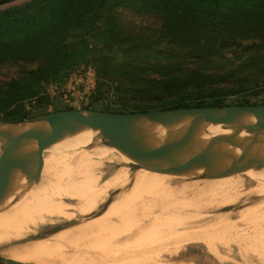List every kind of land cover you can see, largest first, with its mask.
<instances>
[{"label": "rangeland", "instance_id": "rangeland-1", "mask_svg": "<svg viewBox=\"0 0 264 264\" xmlns=\"http://www.w3.org/2000/svg\"><path fill=\"white\" fill-rule=\"evenodd\" d=\"M218 11L227 17L229 27L239 30L243 42L250 41L249 46L240 48L225 42L224 46L214 48L215 39L197 33L199 29L195 31L208 25L196 0H106L93 19V13L81 0H0V96L6 97L12 90L22 95L1 108L0 124L12 122L4 120V116L22 119L60 109L113 113L210 105L216 100L226 105L264 103V0H226ZM47 151H40L36 157L45 156ZM104 153L90 155L97 162L90 164L97 178L78 187L82 188L80 192L73 189L71 198L67 195L70 200L65 195L69 194L67 187H63L65 182L57 181L52 186L48 183L53 176L30 183L37 182L32 184L36 187L31 194L38 192L39 196L45 187L50 191L46 192L50 199H62L67 204L79 195H87L88 200L79 198L89 202L79 206L80 210L68 208L69 205L49 207L55 212L45 209V215L53 212L52 217L59 221L53 219L48 229L43 228L45 231L35 228L37 234L32 231L33 235L48 236L54 229V238L45 235V242L43 236L42 241L36 240L47 242L49 247L52 238L50 244L55 243L56 237L61 239V250L51 247L52 252L57 249L62 260L61 253L69 241L61 236L67 232L69 247H76L72 242L73 237L77 238L76 251L87 246L84 251L89 253L100 246L104 253L98 252V247L99 250L94 249L102 255L113 250L115 255L120 252V257L126 252L122 255L131 256L127 260L121 255L126 264H264V195H245L255 186L243 174L245 170L238 172L245 178L244 188L239 191L245 190L231 199L234 193L228 197L219 191L210 192L212 185L208 181L166 178L146 171V167H133L131 157L111 161ZM51 166L57 169L56 164ZM118 168L124 169L123 174L111 177ZM151 173L157 178H152ZM140 175L143 179L142 175H147L143 180L147 185L138 182V178L142 180ZM55 184L61 187L57 185V189ZM22 193L12 201H21ZM211 193L219 196L213 197ZM26 205L29 206L27 202ZM111 205V212H102ZM36 207L41 206L38 203ZM65 210L68 213L64 214ZM78 213L80 216L75 215ZM79 217L81 223H89L85 228L90 229L91 224L95 227L81 231L80 235L76 231H61L69 228V220L73 222ZM67 218L70 219L64 222ZM61 222L68 226L60 228ZM74 247L66 249L73 253ZM55 254H49V260L44 258L42 263L49 264ZM0 256L4 264L7 260L18 261ZM120 260L108 263L118 264Z\"/></svg>", "mask_w": 264, "mask_h": 264}, {"label": "bare ground", "instance_id": "bare-ground-1", "mask_svg": "<svg viewBox=\"0 0 264 264\" xmlns=\"http://www.w3.org/2000/svg\"><path fill=\"white\" fill-rule=\"evenodd\" d=\"M138 129H139L140 133L148 141H151V143H157L161 137V128H160V123L158 120L142 122L138 125ZM225 132H229V129H225L219 124H201V125L188 124V125H184L181 128H179V130L176 132L174 140H173V142L169 148V151L173 154V156L177 160H179V159H190L192 154L194 152L200 150L208 142V140L210 138H212L215 135L222 134ZM261 133L264 134V131H262ZM21 135H22V133L19 132L15 136L19 137ZM102 138H104V139H102ZM83 144L85 146H81ZM103 146L104 147L106 146L109 148L111 146L112 149L110 148V150H105V148ZM53 149H56V150L54 151ZM42 150H48V151L45 154V156L42 155L39 157H35V176H36V178H34V180L40 181L43 177H47L49 179L50 176L51 177L53 176V178L52 179L50 178L51 180L49 179V181H48L49 184L51 183L50 184L51 186L54 182H57V181L58 182H60V181L65 182L67 186L66 185L63 186L64 183L62 184V186L67 187L66 191L67 192L69 191V194L65 193L66 192L65 188H62V190L64 189L63 193H65L66 196L69 195V198H71L70 192L73 189H76V188L78 189V187H80V186L83 187L84 185L86 186V184L91 182L92 179L96 180L95 178H97L96 177L97 175L94 178V173H93L94 171H92V166L90 165L91 163H93L95 165V164H97V162L94 159H92V157H90V155H96V154H99L100 152L104 151L105 152L104 154L111 161L115 160V159L120 160V158H122L121 160H126V159L128 160L131 157L130 164L133 162H141V161L147 160V158L144 156L135 154L133 152H130L129 153L130 155H127V153L123 152L120 149H117V147H115L109 140H107L100 133V131L98 129H91L87 132H83L80 130L71 132V133L65 135L64 137H62L61 139L53 140V141L45 143L37 153H39ZM242 150H243V147L239 144L238 140L234 139V140L222 143L221 146L219 147V154L224 158V160H226V162H229L230 160L236 158L237 155L239 154V152H241ZM76 151L80 152L81 154H79ZM121 160H120V162H121ZM242 161L245 162V158H243ZM63 163L65 164L64 167H62V168L57 167V166H62ZM55 164H56L57 169L49 168V166H51V165L53 166ZM122 166H124V164H122ZM205 166L209 169L216 170L217 169V160H208L205 163ZM120 167H121V165H120ZM143 169H142V171H143ZM1 170H3V169H1ZM145 170L149 171V172H153V173L156 172L159 175H163V177L166 176V178H168V176L169 177L177 176V178L183 177V178H187V179L189 178L190 180H196V181L199 180V181H201V183H202V180L204 182L208 181L212 185V186L210 185L211 189H212V191H210V192H213L216 194L219 191V192H221L220 195H222V196L228 195V197L230 194L234 193L231 195V199H233L232 196L234 197V196H236V194L239 195L242 193V190L244 188L243 184H245L244 183L245 178L242 177L241 175H238V172H236V173H232V172L230 173L229 172V173H225V174H221V175H217V176L200 177L199 174H201V172L203 170L202 167H198V168H196L190 172H187V173H168V172H164L158 168H152V167H146ZM45 171H48V172H45ZM123 171H124L123 168H118L116 170V172L113 174V176H111V177L119 178L121 176L120 174H123ZM129 172H132V171H129ZM240 172H243V171H240ZM153 173H151L150 175H154ZM243 174L248 176V178L252 182H255V186L253 188H251L249 191H247L248 194L246 193L245 195H248L247 197H249V196H254L255 194L256 195L258 194L261 197H263L262 195H264V160H262V161L256 160L254 162L253 166L247 168L243 172ZM142 176H144V179L140 175L142 180L140 178H138L139 179V181L137 180L138 182L142 183V182H144L143 180H146L148 178L147 175H142ZM145 176L147 177L146 179H145ZM192 177H195V179H191ZM149 178H151V177H149ZM152 178H157V177H156V175H154ZM161 178H162V176H161ZM161 178H159V179H161ZM151 180H153V179H150V181ZM199 181L197 183L200 184ZM35 182L32 184H35ZM146 183H148V182L145 181L144 184H146ZM32 184H30V185L32 186ZM91 184L92 183H90V185ZM30 185L28 188V194H27V189L22 191L24 198H22L21 201L14 200V201L9 202L5 206L2 205L3 202L0 203V254L5 255L11 259L22 261V262H27V263L28 262H32V263L41 262V264H43L42 260H44V258L47 259L50 257L49 254L53 255L54 253H56L55 256H57L58 259L56 260V258H55V260H53V258L55 257L54 256L53 258H51L52 260H50L49 264H109L108 262H111V260H113V263H115L114 260L117 261V259L118 260L121 259L122 262L123 261L126 262V259H124V260L122 259V257H124V258L126 257V254H125V256L122 255L126 252L121 253V255H122V257L120 255L121 258L118 255L120 253L119 252L118 254H116L118 257H116V259H114L116 255H115V252H114V254L112 253L113 250L110 253H108L109 255L106 252L105 253L107 255H104V254L102 255L101 253H97V250H99L98 248H100V246H97L98 248L94 247L95 249L97 248L96 251L94 248H93L94 250L92 249L93 246L92 247L89 246V249H92V250L88 251L89 253H85L84 250H87V246H85V245H84L85 246L84 250H82L81 247H78L80 249H78V251H76L77 245L74 244L76 242L75 240L77 239L76 237L75 238L73 237V242H72L73 245H75L76 247H74V246L69 247L68 244H69L70 240L68 239L69 236L66 239V236L68 235L66 231H68V232L76 231V233H78L80 235L83 232H88L89 230H91L92 227H95V224H91L90 229L85 228L86 226H89V223H85L86 221L81 223L80 217L78 218V220L80 219L79 221L76 220L73 222H72L73 219L70 217L72 220H69V222L71 221L68 224L69 228L61 229V231L64 230V232H66V233H64V235L62 234L63 236H61V235L60 236L63 237L64 241L65 240L69 241V242L65 241L66 244L67 243L68 244L63 248L62 253L60 251V253L62 254L63 260L60 257L61 256L60 253H59L60 256H58L57 249L55 250L56 252L55 251L52 252V247H53V249L58 248V247H61L60 244H62L61 243L62 240L59 238L57 240V237L54 240L55 243L50 244L52 239L54 238L53 236L55 235V233H53L54 229H53V231H51L52 235H50L51 232H50V234H48L49 237H53V238L51 239V241H50V239L47 240L48 242L50 241L49 247L51 248V250L49 249L47 242H46V244L41 242L42 239H45V238L47 239V237H48L46 235L47 233L44 235L43 234L33 235V232H32L33 230H35V228H42V229L47 228V225L51 224L53 222L52 221L53 219L57 222L59 221V218H57V217L53 218L52 217V214H54L53 212H52V214H50V216H49V213H48V215H45V214H47L45 209H47V211L48 210L54 211L53 210L54 208L51 209L49 207H53V206L55 207L56 206V208H57L58 205H66V206L69 205L68 208L73 207L72 209L77 211L79 209V206H81L83 203L87 202V201H84L86 199L85 197L87 195H85V197H83L82 195H79L76 198L77 200H71V204H67V202L62 200V199L61 200H59V199L57 200L56 198L50 199V197H48L49 193L48 194L46 193L48 190L44 189L45 187L43 189L41 188L42 190L39 192L40 193L39 196L37 194L38 192H34V194H31V192H33L36 185H34L32 187ZM55 185H56V187H57V185L59 187L61 185V183H60V185L59 184H55ZM149 185H151V183ZM152 185H153V183H152ZM203 185H204V183H203ZM205 185H204V187H205ZM198 186H201V184ZM58 187H57V189H58ZM241 187H243V188H242V190L239 191V189ZM46 188H48V187H46ZM205 188H207V187H205ZM79 189L77 191H79ZM52 190H53V188H52ZM204 190L206 191L207 189H204ZM229 190H231V192ZM227 191H229V192H227ZM48 192H50V191H48ZM227 193H229V194H227ZM215 194H212L213 197L218 195V194L217 195H215ZM57 195H58V193H57ZM52 196H53V194H52ZM80 196L85 198V199L84 200L79 199ZM53 197H55V196H53ZM228 197H226V198H228ZM67 198H68V196H67ZM226 198L224 199L225 201H227ZM36 199H37V202H36ZM212 199H214V198H212ZM237 199H240V198H238V196H237ZM86 200H88V199H86ZM235 200H236V198H235ZM25 202L28 203V205H29L28 207H27V205L24 206ZM111 202H113V201H111ZM38 203L41 206L40 208H38L39 206L36 207V205ZM88 203L89 202H87V204ZM223 203H224V201H223ZM226 204H228V203H226ZM32 205H34V206H32ZM84 206H85V204H84ZM97 207L99 208V206H97ZM106 207L107 208H104L102 210V212H111L110 209H114V207H112V205L109 208H108V206H106ZM58 208H60V206ZM63 209L64 208H62L61 211H63ZM7 210L11 211L12 213L9 214L7 212ZM58 210L56 211L57 213H59ZM96 210H97V208H96ZM43 211L45 212V214ZM99 211H101V210H99ZM66 213H68V212H66V210H65L64 214H66ZM75 215H79V213L75 214ZM76 217H78V216H76ZM70 218H67V220L64 222H67L68 219H70ZM91 220L94 221V218L93 219L91 218ZM93 221H90V223H93ZM64 222H61V223H63L62 224L63 226L61 225L60 228H64V227L68 226L67 223L64 225ZM87 222H89V221H87ZM55 226H56V224H55ZM114 226L116 227L115 224H114ZM38 230L40 232H43L41 229H38ZM38 230H37V232L39 234L40 232ZM81 231H83V232H81ZM34 234H37L36 230H35ZM65 234H67V235L65 236ZM89 234L90 233H88V235ZM45 235L47 237H44ZM57 235L59 236L58 232H57ZM34 236H36V237H34ZM37 236H39V237H37ZM41 236H43L44 238L41 239ZM64 237H65V239H64ZM36 238L41 239L40 242L44 244L43 247H45V249H43V247L42 248L40 247L41 249H39V248L37 249V245H41V243L39 241H37ZM46 239L43 241L45 242ZM56 240L60 241V243L57 242ZM64 241H63V243H64ZM71 241H72V239H71ZM72 243H71V245H72ZM35 245H36V247H35ZM45 245H47V246H45ZM51 245H53V246L51 247ZM56 245H60V246H56ZM63 245H65V243ZM80 246H82V245L80 244ZM62 247L59 250H61ZM66 247L67 248L68 247L69 248L74 247L73 250L76 249L75 250L76 255L74 254L75 251H73V253H72V249L70 251L72 254L69 253V251H67ZM69 248H68V250H70ZM101 248H100V251H98V252L104 253L103 251H101V250H104L103 247H101ZM112 249H114V248H112ZM108 250L110 251V249H108ZM116 250H118V249H116ZM122 250H124V249H122ZM79 251L81 253H83L82 256H81V254H79V255L77 254V252H79ZM105 251H107L106 248H105ZM43 253H45V255H46V256H44V258L42 256V255H44ZM138 253H140V252H138ZM111 254H113L114 258H112ZM136 254H137V252H136ZM127 256H128V252H127ZM129 257H131L130 254H129ZM129 257H126L127 260ZM47 260H49V259H47ZM120 261L118 262V264H122ZM131 262H133V261H131ZM127 263H128V261H127ZM46 264H48V263H46ZM124 264H126V263H124Z\"/></svg>", "mask_w": 264, "mask_h": 264}, {"label": "water", "instance_id": "water-1", "mask_svg": "<svg viewBox=\"0 0 264 264\" xmlns=\"http://www.w3.org/2000/svg\"><path fill=\"white\" fill-rule=\"evenodd\" d=\"M158 120L161 137L148 141L138 125ZM219 124L229 132L218 134L190 159L177 160L169 151L176 132L184 125ZM98 129L117 149L144 156L146 161L133 167L158 168L168 173H187L198 167L200 177L240 172L264 160V103L179 106L130 112L97 113L79 109H60L0 124V203L11 202L35 177V157L47 142L80 130ZM22 133L16 137L17 133ZM238 140L243 150L226 162L219 154L222 143ZM245 158V162H243ZM217 160V169L205 166ZM3 169V170H1Z\"/></svg>", "mask_w": 264, "mask_h": 264}, {"label": "trees", "instance_id": "trees-1", "mask_svg": "<svg viewBox=\"0 0 264 264\" xmlns=\"http://www.w3.org/2000/svg\"><path fill=\"white\" fill-rule=\"evenodd\" d=\"M82 3L85 5V7L91 11V18L93 19L94 15H99L100 9L103 7L106 0H81ZM226 0H196L199 8L202 19L208 22V25H206L205 28H197L195 31H198L199 34H203L205 37L207 35L208 39L214 40L212 43V46L214 48H219L220 45L225 44V42H230L231 45L240 47L241 46H249L250 41L243 42V38L239 37V30H236L232 27H229L227 25V17L224 14H219V9L221 6L224 5ZM233 19L228 20V22H231ZM233 33H236V36H233ZM217 39V40H216ZM216 43V46H215ZM244 50L247 49L243 47ZM1 56V55H0ZM21 94L16 91L12 90L9 93H7L6 97L0 96V111L1 108L5 107L6 103H9L11 101H15L19 98H21ZM210 105H224L219 100H216L215 103H212ZM186 106V105H183ZM200 106V105H195ZM179 107V106H177ZM6 115V114H5ZM4 120L8 121H16L19 119H10L8 116H4ZM6 264H20L18 261L13 260H7ZM0 264H4V258L0 256Z\"/></svg>", "mask_w": 264, "mask_h": 264}]
</instances>
